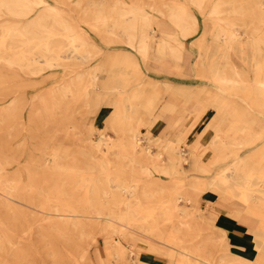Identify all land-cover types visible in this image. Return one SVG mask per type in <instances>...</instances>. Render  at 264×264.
Instances as JSON below:
<instances>
[{
  "label": "bare ground",
  "instance_id": "bare-ground-1",
  "mask_svg": "<svg viewBox=\"0 0 264 264\" xmlns=\"http://www.w3.org/2000/svg\"><path fill=\"white\" fill-rule=\"evenodd\" d=\"M208 1L210 0H185L168 3L166 10H159L164 16L157 21L154 20L152 10L149 11L144 8V5H140L142 1L139 0H113V2L100 1L98 3L93 1V4L99 5L95 6L92 24L96 22L98 25L103 24V27H106L111 23L113 28L104 30L100 28L98 31L104 36L108 32L107 35L110 38H106V40L112 42L119 39L129 45L131 49H135L137 54L143 56V61L151 60L154 57H171L180 62L183 60V50L187 48L184 39L194 36L199 30L198 16L189 9V4H193L205 13ZM256 5L259 7V12L263 10L258 0H256ZM228 9H230V16L225 12ZM254 13L255 8L250 1H212L207 15L215 21L214 27L209 32L212 38L211 43L205 44L206 32L199 33L193 43L198 49V55L194 62L197 75L211 80L215 84V89L201 88L191 83H175L172 80L164 81L161 86L148 79L143 84L131 89L125 96L126 100L131 103V109L124 114L120 108H115L113 118L116 124H127L126 130L131 134L130 139L120 145L124 151L123 155H125L123 158L127 159L125 163L130 165L131 169L134 170V167L139 165L143 172L149 175L159 173L173 179V174L182 169L183 162L189 160L194 168L206 173V176L192 179L190 182V187L195 193L202 194L207 190H212L224 200L230 202L242 200L249 204L248 209L258 217H251L250 220H260L254 226H248L257 242L258 254L255 258L251 259L231 252L225 233L219 235L200 234V238L194 239L199 235L197 233L205 229L206 222L201 219H215L218 212L214 205L201 208L194 206L192 211H189L186 205L182 206L180 200H192L194 192L191 193L188 187H179L173 182L167 184V187L170 186V190L172 189V193L168 192V202L165 205H160L156 198L161 196L160 193L165 183L146 182L139 175L133 173L123 175L115 170L114 173L108 171L95 179L107 183L115 182L114 186L117 191H113L111 184L104 187L95 185L86 195L88 199L81 200L77 194H67L60 189L62 183L59 180H66V175L53 178L54 184L52 185H38L32 184V180L36 178L30 176L25 178L10 177L2 170L0 190L3 198H0V207L7 211V220L6 222L2 221L3 219L1 220L2 217H0V264H37L34 260L33 246L28 245L34 244L37 240L30 234V232H36L35 223L50 233L44 237L50 236L49 240H46L47 251L51 253L50 260H55L59 256L56 257L58 247L60 249V246L72 245L71 240L74 233L80 235L79 238L85 236L97 243L94 235L95 228H99V223H93V219L98 220L99 218L119 223H121L119 221L121 219L124 221L121 223L124 227L137 231L147 238L163 239L165 233L170 230L171 236L175 238L172 242L169 241L172 249L159 248L149 243L147 238H142L150 250H161L168 260L167 264H264L263 133L256 130L254 122L244 119L246 107L235 97L241 94L242 99L250 106L264 108V32L261 31L259 25L253 24L255 23L253 17L249 19V15ZM3 15L6 18L0 27V57L5 59L10 66L18 65L26 70L36 72L35 63L38 58L35 56L36 52L39 53V56L44 57L47 66L52 67L63 64L62 58L66 57L68 50L73 52V57H78L77 53H80V58L83 59H91L93 56L90 54L99 51V47L96 45L88 46V44H92L88 41V38H91L90 34L77 30L73 19L49 3L48 0H0V16ZM261 15L257 19L258 23L264 22V17ZM155 22H157L156 25ZM222 22H225L224 25ZM151 24H153L152 27L147 30ZM238 26H243L244 29L241 31ZM151 29L159 30L160 35L152 33ZM59 38L63 39L62 43L59 42ZM244 39H246L247 46L242 42ZM174 41H177L176 45L173 44ZM245 48H247L246 51ZM233 52L237 58L244 60L250 66L251 74L237 67L232 58ZM138 64L139 60L133 55L120 52L114 58L113 64L105 69L106 72H98L99 67H95V71L91 72L92 84H98L104 75H108L111 80L103 82V85H106L108 91L119 92L130 82L132 68L138 67ZM9 79L15 85L14 80L11 77ZM81 79L80 74H75L74 78L60 89L59 96L55 97V106L59 108L62 106V101L84 98V90L81 85H77V83L80 84ZM104 80L105 78L102 81ZM102 89L105 88L102 87ZM160 92H168L169 98L160 112L182 111L183 116L180 118L183 121L185 120L184 116H187L188 113L195 114L196 118H200L208 107L215 109V115L210 117L202 127V135L194 141L189 157L185 155L186 140L180 128H176L172 136L167 139H164L162 134L153 136V140H164L162 151L156 155L148 156L146 153H136L138 149H148V147H142L143 137L139 135L138 127L134 124L136 121H133L132 118L140 105L147 109L155 106L154 102L159 100ZM180 96H183V100L185 99L182 108H178L175 103V100ZM86 98L87 101L91 99L89 94ZM191 102L195 104L191 105ZM19 108V100L9 104L4 108L3 113H0L1 121L13 126L20 116ZM159 118L160 116L157 115L147 121L151 124V136ZM209 129H212L213 133L207 139L205 136ZM209 149L217 153V157L212 158L213 168L208 165L202 166L199 161L206 157ZM199 150L204 152L198 154ZM5 156L4 149H0V166H3V158L6 160ZM54 156L56 155L54 154ZM104 163L108 165L110 161L104 160ZM39 165L44 168L52 167L48 157L43 158ZM74 178L76 180L85 179L84 176H75ZM42 179L47 181L49 178ZM22 193H27L38 199L30 200L28 203L14 198L21 196ZM75 197L78 198L74 199ZM84 203L89 206L84 207ZM113 203L118 204L121 209L116 215L118 219L109 215L114 212L113 209L110 210V205ZM30 204H34V207ZM107 212L108 215L102 216ZM233 212L234 215H239L237 217L244 223L247 222L248 217L242 210L237 209ZM23 215L30 218L27 223L26 219L20 220ZM84 217L91 222L85 220ZM193 217H198L200 220L197 219L198 222H196ZM171 222L176 223L171 224ZM20 226L25 229L16 234V230ZM113 232L119 235V238L113 237L114 234L105 237V248L109 249L111 256L118 262H124L131 260L128 257L133 254L137 260L143 262L142 264H146L144 262L146 260L141 258V250L137 246L130 243L127 249L120 242V237H128L125 230L114 228ZM186 244H190V246L187 247ZM217 245L222 248L217 255H213L214 250L211 247ZM76 246L78 247L79 243ZM83 246L87 247L85 244ZM63 247L61 248L64 249V252H68ZM86 253H88V248ZM176 254L179 255L176 256Z\"/></svg>",
  "mask_w": 264,
  "mask_h": 264
},
{
  "label": "rangeland",
  "instance_id": "rangeland-1",
  "mask_svg": "<svg viewBox=\"0 0 264 264\" xmlns=\"http://www.w3.org/2000/svg\"><path fill=\"white\" fill-rule=\"evenodd\" d=\"M48 1L72 18L77 30L90 34L91 38H88V41L92 44H88V46L92 47L93 45H96V47H99V51L98 53L90 54V56H93L91 59H83L80 58V53H77L79 55L78 57H73V52L68 50L66 52V57L62 58L63 64L52 67L47 66L44 61V57L39 56V53L36 52L35 56H38L37 62L35 63L36 72L26 70L18 65L10 66L5 59L0 57V113H3L4 108L13 103L15 100L20 101V116L13 126L2 122L0 119V149H4L6 154V160L3 158V166H0V174L3 170V172L8 174L10 177L18 176L25 178L30 176L31 178H36L35 180H32V184L38 185H52L54 184L53 178L66 175V180H59V182L62 183L60 189L62 192L67 194H77L81 200L88 199L86 195L95 185L104 187L111 184L113 191H117L114 186L115 182L107 183L105 181H96L95 179L97 176H100L108 171L114 173L115 170L123 175H129L131 173L139 175L142 177V180L146 182L149 181L150 183H154L155 181H160L165 183L163 184L164 188L160 193L161 196H159L158 199L156 198V201H158L160 205H165L168 202V192L172 193V189L170 190V186L167 187V184L172 182L174 185H178L179 187H188V190L193 193L194 190L190 187V182L192 179H198L206 176V173L198 171L197 168H194V165H192L189 160L183 162L182 169L173 174V179H171L168 175L165 176L164 174L159 173H152L149 175L148 173L143 172L141 166L139 165L134 167L133 170L130 165L125 163L127 159L123 158L125 155H123L124 151L121 149L120 145L130 139L131 134L126 130L127 124L115 123L113 110L115 108H120L124 114L127 113L131 109V103L126 100L125 96L131 91V89L143 84L148 79L155 81L161 86L164 81L172 80L175 82L191 83L198 85L201 88L215 89V84L211 80L197 75L194 61L197 58L198 49L193 43L194 38L199 33L203 32H206L207 34L205 44L209 45L211 43L212 38L209 32L214 27L215 21L207 15L213 0L207 2L206 9L204 10L205 13L193 4H189V9L194 11L198 16L199 30L194 36L184 39L187 47L185 49V62L188 63L186 65L183 60L182 65L184 70L179 71L184 73L171 71L168 68H162L157 65L150 66L148 62L149 60L143 61V56L137 54V52L134 51L135 49H131V47L123 41H120L119 39L112 42L106 40V38H110L107 35L108 32H106L104 36V34L98 30L100 28L102 30L105 28H113V25L110 23L108 26L103 27V24L98 25L96 22L92 24V19L95 13L94 9L96 8L95 6L99 5L93 4V1L98 3L100 1L113 2V0ZM139 1H142V4L140 5H144V8L149 11L152 10L151 13L154 15V20L157 21L164 16L161 12H159V10H166L168 8V3L185 0ZM244 1H250L254 6L255 13L253 15H249V19L253 17L255 19V23L253 24L259 25L262 29L261 31L264 32V22H257L260 14L264 17V0H258L259 3H261L260 7L263 8L260 12L259 7L256 5V0ZM225 12L230 16V9ZM4 18H6L5 15L0 16V27L1 24L5 22ZM156 23L157 22H155V25ZM224 23L225 22H222L223 25ZM153 24H151L150 27L148 26L147 30H149ZM238 27L241 31L244 29L243 26ZM151 31L152 33L154 32L158 34V36L160 35L159 30L153 31L151 29ZM58 40L61 43L63 42L62 38H59ZM242 42L245 46H247L246 39L242 40ZM173 44L176 45L177 41H174ZM246 50L247 48H245V51ZM120 52L130 53L139 60L138 67L132 68L133 70L130 73L129 78L130 82L123 89H120L119 92L113 90L108 91L105 87L106 85H103V82L111 80V77L108 75H104V81H102L104 78H101L98 81V84H92L91 72L95 71V67H99L97 70L98 72H106L105 69L109 68L111 64H113L114 58ZM232 58L239 69L250 74L252 73L250 66L244 60L237 58L234 52ZM138 68L139 71H137ZM75 74H80L82 77V81L80 84L77 83V85H81L84 90V98L80 100L73 99L68 101L66 100L65 102L62 101V106L58 108L55 106V97L59 96L60 89L63 88L65 84L70 81V79H73ZM10 77L14 80L15 85L12 83V80L9 79ZM102 87L105 89H102ZM96 93H98V95H96ZM87 94L91 97L89 101H87L86 98ZM167 94L168 92H160L159 100L154 102L155 106L151 107V109H147L143 105H140L138 107V111L133 116L132 120L136 121L134 124L138 127L139 135L143 137L141 140L142 147H148V149H138L136 151L137 154L146 153L148 156H153L159 151H162L164 147V140H153V136H156L161 131H164L167 126V120L171 117L170 120L174 121V124H176L177 127H180L182 133L184 134L186 140L184 147L185 155L189 157L192 153L191 150L194 146V141L202 135V127H204L210 117L215 115V109L213 107H208L205 110L204 115L200 118H196L195 114L188 113L187 116H184V121L180 118V115L183 116L182 111L166 110L160 112L164 108V105H166L169 101ZM228 97L231 98L230 96ZM235 97H237V100L246 107L243 116L244 119L252 121L256 124V130L263 133L262 140H264V108L250 106L248 102L242 99L241 94ZM184 102L185 99L183 100V96H180L175 100L178 108H182V104H184ZM192 104L193 102H191V105ZM164 114H167V120L165 118H159L157 123L154 125L153 135L151 136V124L147 121L153 119L157 115L163 116ZM212 133L213 130L209 129L205 138L208 139ZM168 135L164 134L163 138L167 139L171 137V135ZM195 152L197 153V151ZM202 152L204 151L199 150L198 154ZM207 152L206 157L201 158L199 161L202 166L208 165L213 168L212 158L215 159L217 157V153L211 149ZM54 154L56 156H54ZM46 157H48L49 161H51V168H44L39 165L43 158ZM104 160H108L110 163L106 165ZM68 172L71 173L69 174ZM75 176H84L85 179L76 180L74 178ZM44 177H48L49 179L47 181H43L42 178ZM40 190L43 191L42 189ZM202 194L194 192L192 194V200H180L181 205H186L189 211H192L194 206L201 208L214 205L218 212L215 219H201L206 222V225L204 226L205 229H202L199 233H197L199 235L195 236L194 239L196 240L197 238H200V234L212 233L214 235H219L221 233H225L228 239V248L231 252L241 254L247 258H255L258 254L256 246L257 242L249 227L254 226L255 223H259L260 220H250L251 217H258L253 215L251 210L248 209L249 204L244 203L242 200H234L231 202L224 200L212 190H207ZM78 197H75L74 199H77ZM0 198H3L1 190ZM14 198L28 203L30 200L38 199L35 196H29L27 193H22L21 196H15ZM30 205L34 207V204ZM83 206L87 207L89 204L84 203ZM112 209L114 212L109 215L117 218L116 215L121 211L120 206L113 203L110 205V210L112 211ZM237 209L242 210L244 214H246V217H248V223L246 221L244 223L240 220V218L237 217L239 215H234L233 211ZM105 215H108V212L102 216L105 217ZM0 217H2V221L6 222L7 211L1 207ZM22 217L20 220L22 221V219H26V223L27 220H30V218H26L24 215ZM84 219L91 222V220H88L86 217H84ZM197 219L198 217L193 220L198 222L200 219ZM119 221L121 223L124 222L121 219H119ZM95 222L99 223V228H95L94 235L97 243L92 242L91 239L85 236L79 238L80 235L74 233L77 236L75 237L74 235L71 240L72 245H67L66 247L60 246V249L58 247L56 257L57 255L59 256L55 260H50L51 253L47 251L46 240L50 238V236H44L48 235L49 232L47 229L42 228L41 225L39 228L37 223H35V227L37 226L35 229L36 232H30V234H32L34 239L36 238L37 240L34 244H28L32 245L33 251H35L34 260L37 264H142L143 262L137 260V257L133 254L128 257V259L131 260L118 262L116 258L111 256L109 249L105 248L106 235L109 236L110 234H114L113 229L119 228L125 230L128 236L120 237L122 245L126 246L127 249L128 244L130 243L137 246L138 249L141 250V258L146 260L144 261L146 264H167L168 260L161 250H150L146 242L142 240V238H147L145 235H142L137 231H133L128 227H124L123 224L113 220L107 221L104 218H99L98 220L93 219V223ZM172 223L176 222H171V224ZM171 224L169 225L171 226ZM22 227L23 226L17 228L16 234L25 229V227ZM40 230L41 233H39ZM168 231L169 232L165 233V237L163 239L149 237L147 240L149 243L154 244L159 248L172 249L169 241L172 242L175 238L171 236L172 233L170 230ZM113 237L119 238V235H116L115 233ZM186 240H188V238ZM78 243L79 246L77 247L76 244ZM84 244L87 246L86 248H84ZM186 246L189 247L190 244H186ZM61 247L68 250L69 253L64 252V249ZM87 248L88 253H86ZM221 248L222 247L220 245L211 247V249L214 250L212 254L217 255ZM178 255L176 254V256ZM47 259L49 260L47 261ZM153 260L156 261L154 262Z\"/></svg>",
  "mask_w": 264,
  "mask_h": 264
},
{
  "label": "crops",
  "instance_id": "crops-1",
  "mask_svg": "<svg viewBox=\"0 0 264 264\" xmlns=\"http://www.w3.org/2000/svg\"><path fill=\"white\" fill-rule=\"evenodd\" d=\"M182 56H183V60L185 62V59H186L185 58V49L183 50ZM183 60H181L180 62H178V61L174 60L171 57H163V58L154 57L153 59L149 60L148 62L150 64V66L151 65H157V66H160L162 68H168L171 71H178L179 72V71H183L184 70V67L182 65V61ZM185 64L187 65L186 62H185ZM166 81H171V80H166ZM175 83H180V82H175ZM180 117H181V115H180ZM160 118H165L166 119L167 118V114H164L163 116H160ZM170 119H171V117H170ZM170 119H168V120L166 119L167 120V126L164 129V131H161L159 134H162L163 136H164V134L165 135H168L169 134V135L172 136L174 130H176V128H180V127H177L176 124H174V121H172Z\"/></svg>",
  "mask_w": 264,
  "mask_h": 264
}]
</instances>
